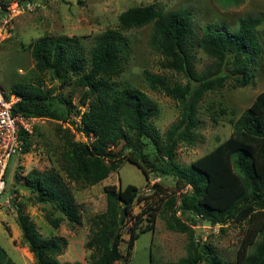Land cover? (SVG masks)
<instances>
[{"label":"trees","instance_id":"16d2710c","mask_svg":"<svg viewBox=\"0 0 264 264\" xmlns=\"http://www.w3.org/2000/svg\"><path fill=\"white\" fill-rule=\"evenodd\" d=\"M260 23L258 16L241 17L232 29L209 22L199 34L190 9L165 11L152 0L122 10L116 26L95 37L87 56L77 48L75 38L67 36L43 34L26 45L37 73H48L60 84L82 89L79 109L70 97H50L39 76L37 83L18 80L10 85L18 97L12 113L67 124L56 126L64 141L59 170L32 168L22 177V184L33 194L32 203L49 204L60 212L56 217L52 210L42 207L48 224L57 228L63 217L78 224L80 205L70 183L94 185L124 161L137 166L147 182L149 172L175 177L169 191L156 181L150 186V194L139 193L133 184L104 185L105 210L92 217L91 235L84 243L90 250L87 264H126L139 234L154 230L159 211L165 216L167 229L188 236L185 256L168 264H227L210 243L196 237L194 225L198 222L220 228L228 223L243 225L235 264H264V88L230 119L232 130L227 138L188 166L175 161L180 145L195 144L198 106L206 94L221 91L227 83L236 88L255 82L250 67L261 56L256 32ZM146 25H150L148 45L159 54L163 67L186 79L170 85L160 76H148L152 90L163 92L179 106V118L163 134L152 124L159 115L157 103L138 87L118 80L128 55L123 32ZM196 49L213 63L199 73L194 66ZM262 60L264 71V55ZM72 108L78 120L70 118ZM220 111L224 113L222 108ZM32 132L19 133L20 152L29 151ZM75 133L86 140H74ZM148 144L152 145L151 152L145 150ZM20 177L15 174L18 184ZM140 201L143 207L133 214V204ZM14 206L16 222L35 264H63L58 256L64 241L41 235L20 204L14 202ZM128 219L132 222L122 254L121 228ZM0 264H18L1 245Z\"/></svg>","mask_w":264,"mask_h":264},{"label":"rangeland","instance_id":"374dc122","mask_svg":"<svg viewBox=\"0 0 264 264\" xmlns=\"http://www.w3.org/2000/svg\"><path fill=\"white\" fill-rule=\"evenodd\" d=\"M29 2V7L26 6ZM152 0H0V19L9 15L5 28H0V89L5 95L11 92V83L24 80L37 83V76L43 80L42 88L49 96L60 94L70 97L72 105L81 109L79 97L82 89L69 84H60L50 78L48 73H37L26 45L33 39L47 34L49 37L67 36L75 38L77 48L84 56L88 55L95 37L107 27H115L118 14L131 5L148 4ZM166 11L170 9H190L194 17V26L201 33L204 24L212 22L232 29L241 17L258 16L261 19L256 32L262 51L258 63L250 69L255 82L246 87H231L229 83L221 91L206 94L198 106L199 125L196 130L194 145H180L176 151L175 161L180 166L190 162L213 148L227 138L232 130L230 119L236 118L252 102L258 92L264 88V0H234L225 3L223 0H157ZM2 4L5 6L3 7ZM150 25L123 32L127 41V61L120 81H126L143 90L159 107L158 118L153 126L163 134L179 118V106L175 100L163 92L150 88L152 81L148 76H160L166 83H184L185 77L163 67V60L148 45ZM212 61L200 50H195L194 66L199 73L212 65ZM229 81V80H228ZM230 82V81H229ZM59 104L55 102V106ZM63 107V104H61ZM59 107V106H58ZM224 110V113L220 111ZM74 108L70 118L75 119ZM66 127V123L38 119L30 136V149L26 153L17 152L9 159L5 172V190L0 195V245L18 264H35L34 257L24 242L22 232L16 222V207L19 203L22 212L35 223L38 231L45 237H54L64 241L65 247L58 259L63 264H87L90 250L84 246L91 235V219L105 210L104 185L113 184L124 187L133 184L141 194H150L151 184L159 181L169 191L175 183V177L163 175L158 177L149 172V179L134 164L124 161L120 167L111 172L105 179L94 185L70 183L76 202L80 205V222L71 223L64 217L59 226L53 228L44 218L42 207L52 210L53 216H61L58 210L49 204L32 203L33 194L22 184V177L32 168L39 170H59L63 138L56 126ZM82 139L75 134L74 140ZM148 144L146 151H152ZM20 177L15 182V174ZM147 182V183H146ZM186 188L178 194L185 192ZM143 207V201L135 202L132 213L136 214ZM189 215V214H186ZM184 214V216L186 217ZM182 216V214H181ZM184 218V217H183ZM165 216L159 211L154 230L144 231L135 239L129 260L126 264H168L185 256L188 236L185 233L166 228ZM128 219L121 228L123 241L119 245L125 253L128 238ZM146 221H142L143 226ZM241 226L228 223L220 228L198 222L194 225L196 237L200 242L210 243L215 251L227 262L235 264V253L242 237ZM113 264H120L116 261Z\"/></svg>","mask_w":264,"mask_h":264},{"label":"built area","instance_id":"2783aa9c","mask_svg":"<svg viewBox=\"0 0 264 264\" xmlns=\"http://www.w3.org/2000/svg\"><path fill=\"white\" fill-rule=\"evenodd\" d=\"M26 6L29 7V3ZM9 20V15L0 19V28H5ZM17 101L18 97L13 92L5 95L0 89V195L5 190V172L9 159L21 148L19 133L21 131L31 133L34 123L38 121L36 117L12 113L11 108ZM80 136L82 137L80 140H86L81 134Z\"/></svg>","mask_w":264,"mask_h":264},{"label":"clouds","instance_id":"9594fccd","mask_svg":"<svg viewBox=\"0 0 264 264\" xmlns=\"http://www.w3.org/2000/svg\"><path fill=\"white\" fill-rule=\"evenodd\" d=\"M82 109H83V107H82ZM39 119V118H38ZM75 120H78V118L77 117H75ZM74 131V130H73ZM76 134V133H75ZM79 134V133H78Z\"/></svg>","mask_w":264,"mask_h":264},{"label":"water","instance_id":"95a60500","mask_svg":"<svg viewBox=\"0 0 264 264\" xmlns=\"http://www.w3.org/2000/svg\"><path fill=\"white\" fill-rule=\"evenodd\" d=\"M24 187L26 188L27 186L24 185Z\"/></svg>","mask_w":264,"mask_h":264}]
</instances>
